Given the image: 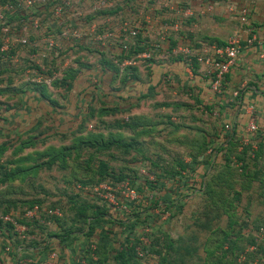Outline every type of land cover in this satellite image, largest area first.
<instances>
[{"label":"crops","instance_id":"crops-1","mask_svg":"<svg viewBox=\"0 0 264 264\" xmlns=\"http://www.w3.org/2000/svg\"><path fill=\"white\" fill-rule=\"evenodd\" d=\"M64 2L65 13L55 16L54 5ZM95 2L45 0L26 13L7 16L12 37L26 34L29 44L16 45L13 57L0 62V149L5 151L0 165L71 144L81 123L87 127L84 134L99 132L115 145L101 155L82 157L95 162L92 170L71 160L65 170L43 166L0 185V208L7 211L0 210V264L23 259L30 264H81L82 259L86 264H120L117 255L132 238L135 256L138 246L145 250L141 264H162L164 256L171 264H213L214 254H222L216 249L221 237L190 226L201 223L197 214L206 204L201 197L207 177L221 160L232 159L229 150L239 146L250 157L264 152V0H106L102 10L93 12ZM244 7L249 32L241 33L235 64L223 90L215 92L205 65L190 69L173 51L184 46L200 51L202 42L225 44L241 30L238 12ZM23 19L39 21L38 29L24 34ZM130 30L136 37L128 35ZM156 42L161 50L150 60L138 57V44ZM122 44L134 58L128 74ZM70 71L69 86H62ZM55 74L48 86L33 83L37 75ZM41 85L54 106L36 91ZM99 122L97 130L89 129ZM251 123L256 132L249 131ZM46 136L45 144L14 153L23 142ZM158 139L168 145L165 152L152 150ZM195 141L206 149L191 151L188 146ZM99 161L123 179L84 182L97 176ZM57 172H68V179L60 183ZM102 183L110 185L116 206L97 192ZM125 186L137 193L132 202L124 201ZM35 206L38 210L27 216ZM192 207L189 218L186 211ZM4 215L14 224L4 223ZM138 221L144 225L135 233ZM143 227L148 229L145 242L140 240Z\"/></svg>","mask_w":264,"mask_h":264},{"label":"built area","instance_id":"built-area-1","mask_svg":"<svg viewBox=\"0 0 264 264\" xmlns=\"http://www.w3.org/2000/svg\"><path fill=\"white\" fill-rule=\"evenodd\" d=\"M45 0H0V62H3L7 59H11L13 57L15 46H26L29 44V39L25 33L28 32L30 28L38 29L39 21H31L28 23L27 19H23L21 22V30L25 34L23 37L15 40L12 37V28L8 24V15H14L17 12H28L30 9L34 8L38 2L43 3ZM106 0H96V2L92 5V11L97 12L102 10L106 6ZM68 3H59L55 4L53 7V12L55 16H62L67 9ZM248 14L249 10L247 7L242 8L238 12V20L241 25V30L237 31L233 34L225 44L219 46L214 42H202L199 43L200 51H196L192 46H184L176 48L173 53L175 55H181L186 62H188V66L191 69L193 64H203L207 67V72L212 80V88L215 92H220L223 90V84L228 74L231 66L235 64L237 56L240 52V39L241 33L249 32L246 28L248 23ZM74 37H79L78 34H73ZM128 35L131 37H136L137 32L135 30H130ZM98 40L102 39L101 35H97ZM142 44V43H141ZM48 46L53 49L54 42L52 39L48 40ZM144 46V50L138 54V57L142 60H150L154 54L161 50L160 43H152L149 45L142 44ZM130 47L127 44H122L121 52L124 56L128 54ZM124 66H133L134 58L131 56L129 58H124L122 61ZM56 74L53 76H48L47 78L37 75L33 83L50 85ZM228 128L227 126L225 127ZM89 129H92V126H89ZM250 132H256L257 127L255 124L249 125ZM264 145V140H263ZM97 192L106 200V202L111 206L117 205V200L114 192L110 188V185L107 183H102L97 187ZM124 201L126 203L132 202L137 198V193L135 190L130 189L125 186L124 188ZM123 209L126 211L127 206L124 204ZM38 210L37 206H35L32 210L27 213V216L32 217L34 213ZM1 220L7 224H14V221L9 215L2 216ZM148 229L143 227L141 229L142 237L140 240L145 242V234ZM264 231V228L261 230ZM264 239L263 237L255 236L253 237V241L248 248L245 250V255H241L238 257L236 264H260L258 261H251L247 258V255L251 253L258 252V248L260 245L263 246ZM136 257L137 259L142 260L145 257V250L142 246H138L136 249ZM53 258H57L56 255ZM30 260H19L16 264H30ZM81 264H86L85 260H81Z\"/></svg>","mask_w":264,"mask_h":264},{"label":"trees","instance_id":"trees-1","mask_svg":"<svg viewBox=\"0 0 264 264\" xmlns=\"http://www.w3.org/2000/svg\"><path fill=\"white\" fill-rule=\"evenodd\" d=\"M218 44V43H216ZM219 46L223 45V44H218ZM136 48L138 49L139 52L144 50V46L142 45H137ZM132 56V49L130 48L128 54L126 56L123 55V59L124 58H129ZM129 70H131V66H126L124 68V71H126L125 73H129ZM72 71L69 72V74L64 77V79L61 80V84L62 86H69V84L66 82V79H71L70 73ZM127 73V74H128ZM134 78V76L131 74L130 78ZM36 91L39 93L40 97L46 101H48L50 104H52L53 106L55 104L52 103V101L46 96V90H45V86H35ZM2 90H0V94ZM5 91H9V92H16L19 90L13 89V88H7L5 89ZM146 98L145 96H142V99ZM85 124V123H84ZM103 123L99 122L98 125H92V130H97L98 127H101ZM126 127L131 126V121L129 120L128 122H126L124 124ZM87 127L85 125H83V123H81L75 130H73V132L79 133V136H76L73 140V142L69 145H63L60 147H53V146H49L47 148H45L43 151H34L32 153H29V155H27L26 157L22 156L19 157L17 159H12L10 162L8 161L6 164V167L3 165H0V185L6 183L8 180L14 179L15 177L19 176V175H27L30 171L35 172L37 169L45 166L47 168H51L54 165H57V167H59V169L61 170H65L68 165H69V161L73 160L74 163L79 162V160L83 163H85V166L88 168V170H92L95 166H94V161H90V159L87 161H83L81 160L83 156H87L88 154H92L91 156H97V155H101L102 153L109 151L111 147H113L115 145V141L112 139L110 141H106L103 137V135H101L99 132H88L85 133ZM47 139L46 137L43 138H32L29 139L25 142H23L20 146H18V148L16 149V152H14L17 155L22 154L23 151L22 149H24L25 147H29V146H34L35 144H45ZM66 139V138H65ZM196 145L195 146H188L189 149L191 151H193L194 149L196 151H204L206 149L205 145L200 144L198 141H195ZM117 145V144H116ZM134 147V143L130 144L129 147ZM196 147V148H194ZM235 147H233L232 149L229 150L228 154L230 155L235 149ZM4 149H0V160L3 157V153H4ZM19 152V153H18ZM245 154V153H244ZM45 159V160H44ZM42 161V163H38L39 161ZM230 160L228 158V156L226 157V169H228V165ZM12 164L14 165V168H10L7 167L8 164ZM21 164V165H19ZM180 164H178L179 166ZM181 166V165H180ZM5 168V169H4ZM10 170H9V169ZM95 174L97 176H94L92 179L84 181V182H88V183H97V182H102V181H106L107 179L109 180H120L123 179V176H117L115 174V171L110 168L105 162L103 161H99L98 162V166H97V170L95 172ZM222 174L218 173V175H214V173H210L207 177L206 180V184H205V189H204V193L206 195V200L204 201L206 204L204 206V208H207L209 210L215 208V206H217V204L219 203V205H223L227 203V207L231 208L234 207L233 203L231 202H216L213 201V193L215 192L213 189L215 187V185L217 183L213 182V179H217L220 178ZM97 177V178H95ZM76 180H79L80 182L83 183V181L81 179L75 178ZM97 179V180H96ZM36 201H30V204H35ZM218 205V207H220ZM203 208V209H204ZM0 210L2 211V213H7L6 208H0ZM144 212V211H143ZM79 213L81 215L87 216V214L85 213V210H79ZM202 213V212H201ZM140 214H142V211L140 210V212H138L137 214H135L136 217L140 216ZM212 219L210 217H206V221L204 223H200L199 227L203 226V225H211L212 226ZM144 225L143 221H138V223L136 224V227H134L133 232H137V228L141 227ZM209 228V227H208ZM1 237H4L3 234L0 235ZM218 237H221V239L218 241V246L216 247V249L221 250V256L215 255L214 254V259H213V264H236V262H234V259L232 258V255L234 253L233 250L239 249L242 250V245H240L239 243L241 242H245L246 243H252L253 241V237L249 236L248 238H242L241 235H234V234H230L228 232H221V234H217ZM136 241L135 238H132L130 240V244L128 246H126V248H124V250L122 252H120L117 255V260L120 262V264H141L140 263V259H137L134 253V242ZM227 245V250H223V246ZM240 246V247H239ZM239 247V248H238ZM261 247V246H260ZM258 248V252H256L255 254H258L259 257H261L260 260V264H264V248ZM227 256H230V259L227 258ZM162 264H171L170 261H168L166 259V257H162Z\"/></svg>","mask_w":264,"mask_h":264},{"label":"rangeland","instance_id":"rangeland-1","mask_svg":"<svg viewBox=\"0 0 264 264\" xmlns=\"http://www.w3.org/2000/svg\"><path fill=\"white\" fill-rule=\"evenodd\" d=\"M161 139L163 138L161 137ZM159 142L154 144L152 150L165 152V147L168 148V145L165 146L161 140ZM234 149L231 153L232 159L229 162L228 169L225 170L226 164L224 162V164H221V160L220 164L214 167L212 171L214 175L222 174L220 178L213 179V182L217 183L213 189L215 191L213 193V201L231 202L234 207L228 208L226 206L227 203L222 206L218 203L211 210L204 208L197 214L201 218L200 222L204 223L208 216L213 221L212 226L203 225L199 227L197 223H193L190 227L191 230L210 231L215 236L221 234V232H228L234 235H241L244 239L249 236H262L264 239V231H261L264 228V152L259 151L255 154V157H250L239 146ZM67 174L68 172H57L56 175L59 177L60 183L68 179ZM201 199L205 201L207 199L206 195L202 194ZM196 200H199V197ZM194 210L193 207L188 209L185 216L190 218ZM244 243H239L242 245V251L232 255L234 262L242 254L245 255L246 248L251 245V243ZM247 258L251 261L260 262L261 260V257L255 253L247 255Z\"/></svg>","mask_w":264,"mask_h":264}]
</instances>
